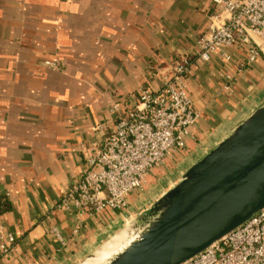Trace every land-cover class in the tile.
I'll use <instances>...</instances> for the list:
<instances>
[{
  "label": "crops",
  "instance_id": "crops-1",
  "mask_svg": "<svg viewBox=\"0 0 264 264\" xmlns=\"http://www.w3.org/2000/svg\"><path fill=\"white\" fill-rule=\"evenodd\" d=\"M213 12L211 0H0V224L15 237L3 264H76L133 211L134 193L121 213L57 203L81 174L80 145L106 133L115 103L158 88L174 58H191L188 145L225 133L264 98L263 54L195 55Z\"/></svg>",
  "mask_w": 264,
  "mask_h": 264
},
{
  "label": "built area",
  "instance_id": "built-area-1",
  "mask_svg": "<svg viewBox=\"0 0 264 264\" xmlns=\"http://www.w3.org/2000/svg\"><path fill=\"white\" fill-rule=\"evenodd\" d=\"M207 32L198 38L195 55L208 61L229 47L246 49V62L264 55V0H211ZM225 61L230 54L222 51ZM50 64H53L50 62ZM191 58L170 61L156 89L141 86L132 104L115 103L112 125L99 139L81 144L83 168L61 195L57 207L96 214L125 212L130 194L142 192L146 176L183 149L198 112L183 77ZM15 237L0 224V264L9 256ZM182 264H264V209Z\"/></svg>",
  "mask_w": 264,
  "mask_h": 264
},
{
  "label": "water",
  "instance_id": "water-1",
  "mask_svg": "<svg viewBox=\"0 0 264 264\" xmlns=\"http://www.w3.org/2000/svg\"><path fill=\"white\" fill-rule=\"evenodd\" d=\"M264 209V98L76 264H182Z\"/></svg>",
  "mask_w": 264,
  "mask_h": 264
},
{
  "label": "rangeland",
  "instance_id": "rangeland-1",
  "mask_svg": "<svg viewBox=\"0 0 264 264\" xmlns=\"http://www.w3.org/2000/svg\"><path fill=\"white\" fill-rule=\"evenodd\" d=\"M224 133V132H223ZM213 138L210 142L193 141L192 145H186L183 149L172 152L166 159L165 164L150 172L145 179L143 190L132 200L133 210L137 211L153 201L168 185L194 163L221 135Z\"/></svg>",
  "mask_w": 264,
  "mask_h": 264
},
{
  "label": "trees",
  "instance_id": "trees-1",
  "mask_svg": "<svg viewBox=\"0 0 264 264\" xmlns=\"http://www.w3.org/2000/svg\"><path fill=\"white\" fill-rule=\"evenodd\" d=\"M7 209L8 208H7L6 199H4V198L0 199V214Z\"/></svg>",
  "mask_w": 264,
  "mask_h": 264
}]
</instances>
